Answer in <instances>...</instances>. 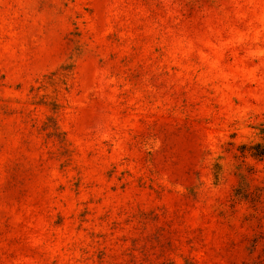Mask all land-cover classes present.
Segmentation results:
<instances>
[{"label": "rangeland", "instance_id": "1", "mask_svg": "<svg viewBox=\"0 0 264 264\" xmlns=\"http://www.w3.org/2000/svg\"><path fill=\"white\" fill-rule=\"evenodd\" d=\"M0 264H264V0H0Z\"/></svg>", "mask_w": 264, "mask_h": 264}]
</instances>
